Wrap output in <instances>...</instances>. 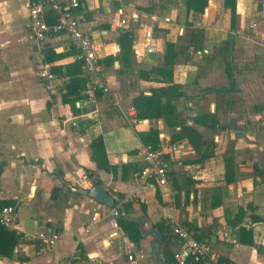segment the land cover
Listing matches in <instances>:
<instances>
[{
	"label": "crops",
	"instance_id": "obj_1",
	"mask_svg": "<svg viewBox=\"0 0 264 264\" xmlns=\"http://www.w3.org/2000/svg\"><path fill=\"white\" fill-rule=\"evenodd\" d=\"M81 1L73 14L92 45L99 71L86 73L81 68L85 98L73 111L62 103V93L69 80L66 65L81 60L78 52L64 35L35 42L27 28L26 0H0V202L13 203V232L25 240L10 258L0 256V264H154L148 256L151 239L143 238L139 227L153 226L161 241L168 236L173 255L177 246L172 228L178 223L187 229L189 225L210 229L212 234L203 240L219 260L264 264V222L251 226L254 245L243 243L239 229L226 224L237 208L248 204L264 219L259 174L264 172V0H232L233 21L224 0H208L202 15L187 14L185 0ZM197 30L202 31L201 38H194ZM123 33L132 37L127 67L120 56ZM14 35L26 46L15 45ZM182 41L189 50L183 65L175 52V43ZM167 43L175 46V65L172 83L164 84L151 70L163 65ZM148 47L153 50L148 52ZM46 50L70 55L47 63ZM22 63L32 70L41 94L13 79ZM42 73L53 76L51 90L46 89ZM171 84L181 93L171 104L177 113L185 107L189 118L185 126L200 134L205 149L194 150L179 126L164 131L162 119L127 116L137 96H150L152 90ZM98 89H102L99 96ZM207 89L213 91L185 99ZM197 105L215 114L217 128L225 127L224 131L202 133L213 129L194 122L201 114ZM156 126L162 128L158 136L164 147L158 150L168 168L166 187L144 183L135 174L136 165L141 164L140 170L143 166L138 133ZM169 131L180 133L176 151L165 148L168 142L163 139L170 140ZM98 137L108 164L116 167L115 175L99 169L92 159L91 144ZM210 140L220 142V148L208 144ZM93 185L110 194L114 204L137 200L123 217L136 225L138 243L118 227L114 205L105 206L69 188ZM217 188L220 194L214 192ZM202 190L204 196L214 195L207 220L197 213ZM248 215L243 223L247 229ZM160 223L164 232L156 228ZM43 231L58 232L60 240L50 248L41 245L37 237ZM161 248L156 245L158 264H166Z\"/></svg>",
	"mask_w": 264,
	"mask_h": 264
},
{
	"label": "trees",
	"instance_id": "obj_2",
	"mask_svg": "<svg viewBox=\"0 0 264 264\" xmlns=\"http://www.w3.org/2000/svg\"><path fill=\"white\" fill-rule=\"evenodd\" d=\"M232 0H224L225 8L230 10L231 20L233 21L234 18V8L231 4ZM82 1L80 0V3ZM208 5V0H185V9L186 13H196L198 15H202L205 8ZM194 38H201L202 31L197 30L195 31ZM119 42L121 44L120 56L123 60H125L124 66L127 67L128 55L131 51L132 47V37L130 33H123L120 38ZM174 44L167 43L166 44V52L164 56V61L162 66L155 67L151 70V73L161 77V83H172V74H173V56H174ZM70 53L64 54H55L51 50H46L44 52V60L47 63L55 62L58 60L63 59L64 57L69 56ZM78 55V54H77ZM112 58H108V60ZM113 60V59H112ZM121 61V60H120ZM122 62V61H121ZM82 68V61L77 60L73 64L66 65L67 75L69 76V80L67 84L64 86V92L62 93V103L65 105H69L73 111L75 110V104L85 98L84 90H85V80L80 77ZM226 74L229 79H231V75L229 70L226 69ZM102 89H98L96 95L99 96V92ZM213 90L207 89L201 92L200 96L194 97H186V100H194L199 99L206 93H209ZM218 92L225 91L224 89L216 90ZM181 96V93L178 90V86L176 84H171L170 86H162L157 89L151 91L150 96L140 94L135 99H133V109L136 112L138 119L140 120H159L162 119L167 127L174 128L176 126L182 125V122L177 121L176 117L178 115L176 107L171 104L170 99L178 98ZM194 122L198 125L209 129H216L218 126V119L215 114L211 113H204L200 114L199 116L195 117ZM140 142L143 147H151L154 150L159 149V136L157 130L154 128H149L145 132L138 133ZM187 138L190 145L193 147L194 150L196 149H205V141L204 139L198 134L194 129L191 127L185 126L182 129V135ZM177 138H179L177 136ZM92 159L97 164L99 169H104L106 172L115 175L116 167L111 166L108 164L106 160V153L103 145V141L101 137L96 138L92 144ZM135 154L137 151L134 152ZM227 174V173H226ZM262 177V183L264 185V172L259 173ZM97 185L100 182H96ZM137 200H132L126 203L119 204L117 201L114 204V209L118 212L119 218L117 219L118 227L122 229V231L126 234V236L134 243H138L141 239L140 232L137 230L136 225L132 222H129L126 218L123 217V214L130 213V207L133 202ZM158 202H160L158 200ZM5 206H13V203L10 201L0 202V207ZM143 209L145 208L142 205ZM256 207L248 204L246 208L239 207L237 208L236 213L228 217L226 220V224L231 227L232 229L238 228L241 233V241L247 245H254L253 241V234L251 226L254 224H260L264 222V219L260 216L255 214ZM247 213H249V225L250 228L247 229L243 226L244 220L247 217ZM156 228L160 232L165 231V227L163 224H157ZM188 230L194 232V236L197 239L203 240L204 238H209L212 234L210 229H197L193 228L191 225L188 226ZM25 243L23 236L20 234H15L13 231H8L4 229L0 225V256L10 258L12 252L16 246L19 244ZM171 244L169 241V237H165L162 239V250L163 256L165 259L166 264H176L171 255L168 247ZM26 258L19 257V261H25ZM221 262L225 264H229L227 260L220 259ZM194 264H205L204 262L194 263Z\"/></svg>",
	"mask_w": 264,
	"mask_h": 264
},
{
	"label": "built area",
	"instance_id": "obj_3",
	"mask_svg": "<svg viewBox=\"0 0 264 264\" xmlns=\"http://www.w3.org/2000/svg\"><path fill=\"white\" fill-rule=\"evenodd\" d=\"M80 0H26L25 7L28 13V32L30 37L37 43L45 42L54 35H64L69 45L75 48L82 61V68L86 73H97L99 64L96 54L88 37L80 29L79 23L73 12L79 9ZM52 21V23L49 22ZM153 49L148 47V52ZM40 76L47 83V90H51L50 81L53 76L42 73ZM88 95L91 90H88ZM91 100V98H90ZM91 114H95V111ZM136 119V112L131 109L127 115ZM176 147L171 148L176 151ZM139 178L144 183L166 187L168 185V168L163 160L160 150L151 147H143V166L139 172ZM113 215L118 212L114 210ZM16 208L14 206L0 207V225L13 231L16 223ZM177 250L173 253L176 264H194L204 262L205 264H225L221 262L212 252L211 245L197 239L187 228L176 224L172 228ZM39 243L45 247H53L60 240V234L55 231H43L37 237Z\"/></svg>",
	"mask_w": 264,
	"mask_h": 264
},
{
	"label": "rangeland",
	"instance_id": "obj_4",
	"mask_svg": "<svg viewBox=\"0 0 264 264\" xmlns=\"http://www.w3.org/2000/svg\"><path fill=\"white\" fill-rule=\"evenodd\" d=\"M15 36V35H14ZM177 36V35H176ZM184 35L182 34L181 36H180V38L181 37H183ZM18 36H15V37H13V38H15V45L18 43L19 45H20V49H22L24 46H26V43H19V41H18V38H17ZM179 41H181V40H179ZM176 45H177V48H176V54H178V59H177V62L179 63V64H181V65H183V64H185V62L187 61L186 60V56H187V54H188V46H186V44L182 41V42H177V43H175ZM10 52H11V50H10ZM175 63H176V61H175ZM221 63V65H222V67H224L225 66V64H226V62H220ZM26 64V63H25ZM25 64H20V66H19V74H16V75H14L13 76V79L14 80H19V81H21L27 88H32L33 90H35V92H38L39 94H41V92H40V89H39V87H41V86H37L36 85V83L34 82V79H33V76H32V70L27 66H25ZM175 65V64H174ZM174 65H173V68H174ZM170 102H171V99H170ZM184 109L183 110H181L179 113H178V115H177V117H176V120L177 121H180V122H182V125H179V128H180V130H181V132L180 133H182V129L183 128H185V125H186V122L185 121H188V117H186L187 116V112H186V109H185V107H183ZM196 108H197V112L198 111H200V113L201 114H204L205 113V111H207V107L206 106H196ZM209 112V111H208ZM100 113V112H99ZM99 113L97 114L98 116H99ZM111 113V112H110ZM200 115V114H199ZM98 116L96 117V118H94V119H90L91 121L90 122H94V121H96L97 119H98ZM166 125L164 124V131H166L167 129H166ZM169 128V127H168ZM156 130H157V132L159 133L161 130H162V128L161 129H159V128H157V126H156V128H155ZM173 129V128H172ZM224 129H225V127H219V128H216V129H213V130H205V129H202L201 130V132L202 133H206V132H208V133H210V134H214L215 132H223L224 131ZM139 131V130H138ZM174 131H169V136H170V140L168 141V140H166V139H163V140H165V143L166 142H168V144L170 143V145H168V144H165V148H169L170 149V147L172 148L173 146H174V142H176L177 140H178V138L177 137H175V136H178V137H180V133L179 134H174L173 133ZM160 139V138H159ZM162 140V139H161ZM208 144H213V146L215 147H219L220 148V146H221V143L219 142V143H215L214 141H211L210 140V143L208 142ZM218 145H220V146H218ZM163 145H162V141H160V144H159V149H162L163 150ZM140 167H141V164H139L138 163V165H136V170H135V174L139 177V171H140ZM218 190H214V192L215 193H217L218 194V192H219V194H220V191H221V189L220 188H217ZM218 191V192H217ZM207 192H209L208 190H207ZM206 193V192H205ZM213 197H214V195H212ZM212 197V198H213ZM212 198L210 197V194H209V196L207 195V196H204V191L202 190V195L197 199V203H200V207H199V209H197V213L202 217V216H204L205 215V217H206V219L205 220H207V218H208V214H209V205H210V202L212 201ZM197 203H195V204H197ZM213 222H217V219L216 218H214V221ZM179 224V223H178ZM148 239V238H147ZM173 241H174V244L176 245V241H175V239L173 238ZM173 246V248H171L170 250H171V252H173V251H175L176 250V246ZM148 247H150V243L148 244ZM149 253V252H148ZM140 257V256H139ZM149 258V257H148Z\"/></svg>",
	"mask_w": 264,
	"mask_h": 264
},
{
	"label": "water",
	"instance_id": "obj_5",
	"mask_svg": "<svg viewBox=\"0 0 264 264\" xmlns=\"http://www.w3.org/2000/svg\"><path fill=\"white\" fill-rule=\"evenodd\" d=\"M70 191L73 193H79L84 196H87L91 200H94L96 202H99L105 206L113 207L114 205V199L110 194H108L104 189H102L100 186L93 185L89 187L88 189H81V188H73L69 187ZM143 221H147V219H144ZM139 230L143 236V238L150 237V247H149V257L153 260L154 264H158L157 260V252H156V245L161 244V237L158 235L156 229L153 226L147 227V230H144L141 226L139 227ZM214 240V237L212 238Z\"/></svg>",
	"mask_w": 264,
	"mask_h": 264
}]
</instances>
